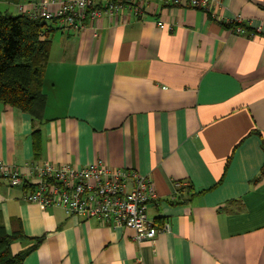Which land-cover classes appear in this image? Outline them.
Listing matches in <instances>:
<instances>
[{
	"label": "crops",
	"instance_id": "crops-1",
	"mask_svg": "<svg viewBox=\"0 0 264 264\" xmlns=\"http://www.w3.org/2000/svg\"><path fill=\"white\" fill-rule=\"evenodd\" d=\"M34 1L0 4L15 14ZM82 22L47 20L41 118L0 103V162L25 179L0 178V224L23 234L11 253L26 252L21 264H264V0H140ZM98 162L148 176L147 216L167 229L137 242L23 198L33 164Z\"/></svg>",
	"mask_w": 264,
	"mask_h": 264
},
{
	"label": "built area",
	"instance_id": "built-area-1",
	"mask_svg": "<svg viewBox=\"0 0 264 264\" xmlns=\"http://www.w3.org/2000/svg\"><path fill=\"white\" fill-rule=\"evenodd\" d=\"M140 0H38L16 7L17 12L45 20L57 19L66 27H82L88 14L90 19L102 13L114 14L124 4H136ZM175 5L179 0H158ZM189 5L208 10L210 2L220 0H188ZM55 5L53 8L52 6ZM135 12H140L134 7ZM158 25L162 26L160 21ZM234 32H242L241 19H236ZM259 30V28H257ZM28 176L34 175L32 189L24 193L28 203L43 209L60 207L69 215L83 219H97L111 228L126 227L134 231L137 242L151 240L167 229L156 226L147 216L150 200L156 197L151 179L135 170L111 168L102 162L75 168L67 165L44 163L28 167ZM0 178L11 186L25 182L20 170L0 162Z\"/></svg>",
	"mask_w": 264,
	"mask_h": 264
},
{
	"label": "trees",
	"instance_id": "trees-1",
	"mask_svg": "<svg viewBox=\"0 0 264 264\" xmlns=\"http://www.w3.org/2000/svg\"><path fill=\"white\" fill-rule=\"evenodd\" d=\"M46 24L27 13L0 11V103L33 119L41 118L45 103L41 82L50 48ZM20 237V231L9 234L0 224V264H21L26 252L10 251L11 242Z\"/></svg>",
	"mask_w": 264,
	"mask_h": 264
},
{
	"label": "rangeland",
	"instance_id": "rangeland-1",
	"mask_svg": "<svg viewBox=\"0 0 264 264\" xmlns=\"http://www.w3.org/2000/svg\"><path fill=\"white\" fill-rule=\"evenodd\" d=\"M6 7V6H5ZM5 7H3L2 4H0V11H4ZM11 12V11H10Z\"/></svg>",
	"mask_w": 264,
	"mask_h": 264
}]
</instances>
